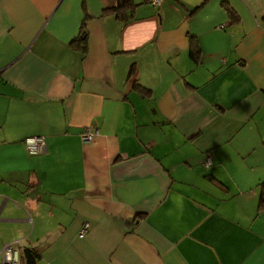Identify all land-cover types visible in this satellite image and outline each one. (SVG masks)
<instances>
[{"label": "crops", "instance_id": "1", "mask_svg": "<svg viewBox=\"0 0 264 264\" xmlns=\"http://www.w3.org/2000/svg\"><path fill=\"white\" fill-rule=\"evenodd\" d=\"M118 1L0 0V256L264 264V0Z\"/></svg>", "mask_w": 264, "mask_h": 264}, {"label": "built area", "instance_id": "2", "mask_svg": "<svg viewBox=\"0 0 264 264\" xmlns=\"http://www.w3.org/2000/svg\"><path fill=\"white\" fill-rule=\"evenodd\" d=\"M153 5H158L161 0H150ZM96 131L83 130L80 137L83 141L91 140ZM24 145L28 153L37 154L45 150L44 136L35 134L24 138ZM212 164L209 154L206 155L203 165L208 168ZM90 228L89 222H83L78 230V236H84ZM0 264H25L24 247L20 238L4 243L1 248Z\"/></svg>", "mask_w": 264, "mask_h": 264}, {"label": "trees", "instance_id": "3", "mask_svg": "<svg viewBox=\"0 0 264 264\" xmlns=\"http://www.w3.org/2000/svg\"><path fill=\"white\" fill-rule=\"evenodd\" d=\"M120 2V3H119ZM127 2H129V0H119L118 1V5H122L126 4ZM118 6V7H119ZM117 9V6H116ZM85 30L82 26L80 33L78 34V36L76 38H74V40H72L73 43L76 44H80V47H84L85 44ZM145 89V88H142ZM262 204H263V198L261 199ZM261 206V203H260ZM24 256H25V264H33L34 261L37 259L38 257V253L34 250V249H24Z\"/></svg>", "mask_w": 264, "mask_h": 264}, {"label": "clouds", "instance_id": "4", "mask_svg": "<svg viewBox=\"0 0 264 264\" xmlns=\"http://www.w3.org/2000/svg\"><path fill=\"white\" fill-rule=\"evenodd\" d=\"M176 200L182 201L183 200V197H175L174 198V201H176Z\"/></svg>", "mask_w": 264, "mask_h": 264}]
</instances>
